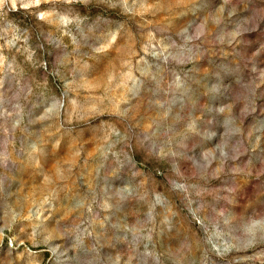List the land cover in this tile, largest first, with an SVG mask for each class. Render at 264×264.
<instances>
[{
  "label": "rangeland",
  "instance_id": "374dc122",
  "mask_svg": "<svg viewBox=\"0 0 264 264\" xmlns=\"http://www.w3.org/2000/svg\"><path fill=\"white\" fill-rule=\"evenodd\" d=\"M0 264H264V0H0Z\"/></svg>",
  "mask_w": 264,
  "mask_h": 264
}]
</instances>
